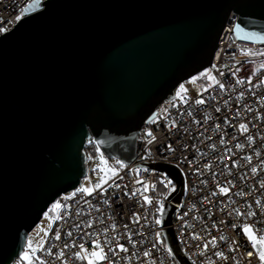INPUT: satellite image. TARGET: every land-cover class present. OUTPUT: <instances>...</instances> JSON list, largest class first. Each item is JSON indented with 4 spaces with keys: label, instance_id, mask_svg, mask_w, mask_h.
Wrapping results in <instances>:
<instances>
[{
    "label": "water",
    "instance_id": "water-1",
    "mask_svg": "<svg viewBox=\"0 0 264 264\" xmlns=\"http://www.w3.org/2000/svg\"><path fill=\"white\" fill-rule=\"evenodd\" d=\"M231 13L239 40L264 43V0H45L0 36V264H14L61 195L89 174L93 141L131 165L144 122L211 67ZM162 211L177 264H192L172 229L184 179Z\"/></svg>",
    "mask_w": 264,
    "mask_h": 264
},
{
    "label": "built area",
    "instance_id": "built-area-1",
    "mask_svg": "<svg viewBox=\"0 0 264 264\" xmlns=\"http://www.w3.org/2000/svg\"><path fill=\"white\" fill-rule=\"evenodd\" d=\"M44 2L0 0V36ZM238 18L231 13L208 68L215 81L210 79L198 88L189 80L183 82V96L175 93L144 122L136 160L131 165L119 163L116 175L107 177V183L90 195L79 191L81 184L57 198L48 210L55 224L43 245L33 256L25 248L14 264H29L23 259L25 253L31 264H88L77 259L76 253L85 254L81 244L91 252L93 240H99L108 255L100 264H177L163 240L158 211L176 186L169 174L151 167L156 164L175 166L183 176L182 199L171 227L192 264H261L242 225H254L258 235L264 236V66H260L264 43L239 40L234 31ZM96 184L90 181L92 188ZM222 187L229 189L227 195L220 192ZM137 190L136 196L130 195ZM144 196L152 203H146ZM57 203L61 207L56 208ZM57 234L60 239L55 238ZM118 245L128 251H120ZM216 252L224 253L225 259Z\"/></svg>",
    "mask_w": 264,
    "mask_h": 264
},
{
    "label": "snow or ice",
    "instance_id": "snow-or-ice-1",
    "mask_svg": "<svg viewBox=\"0 0 264 264\" xmlns=\"http://www.w3.org/2000/svg\"><path fill=\"white\" fill-rule=\"evenodd\" d=\"M262 54H264V53H262ZM203 75L205 77H207L208 79H211L214 81L216 79L215 77L210 75V72L204 73ZM237 82L242 83L243 81H237ZM217 83H219V82L217 81ZM220 86H221V88H223L222 84ZM181 87H182V92L179 95L183 96V94L186 92V89H184L183 86H181ZM196 103H203V100H197ZM172 127H175V122L173 123ZM240 128L243 129L245 132L248 130L247 126L243 125V124L240 125ZM147 135L149 137H151L152 140L155 139V137L153 136V134L151 132H148ZM251 139L252 138L249 137V140H251ZM149 143H151V140H149ZM221 143H224V141H221ZM101 162L105 163L103 160ZM100 171L104 172V169H100ZM253 171H255V169ZM105 175H107L109 178H111V176H115L116 173L113 169H109L108 172L105 173ZM105 183H107V180L105 179L104 176H101L99 182L93 188H81L79 191L90 195L92 193V191H94L95 189L102 188ZM136 183L144 185V181H141V180H137ZM261 186L264 187V182H262ZM138 191L139 190L134 191V192L130 193V195L136 196ZM147 191H148V186L145 185L144 186V192H147ZM220 192L227 195L229 192V189L222 187V188H220ZM212 194L215 195L216 193L214 192ZM143 198H144L146 203H148V204L152 203V200L149 197L144 196ZM257 203H259V202H257ZM55 207L59 208V207H61V205L59 203H57ZM158 211H160L162 213V211H163L162 205H161V208L158 209ZM237 214L241 215V213H239L238 211H237ZM249 215L254 216L255 213H249ZM136 222L137 223L139 222L138 217L136 219ZM156 223L159 224L160 220L157 219ZM89 226H91V225H89ZM125 227H127V225H125ZM242 231H243L244 235L248 238V240L251 242L252 248L255 249L257 258L259 259L261 264H264V236L258 235V229H256L254 227V225H251V224L242 225ZM68 235H71V233H68ZM55 238L60 239L59 234H57ZM193 238H196V237L194 236ZM220 239L223 240V239H225V237L222 236ZM210 243L215 244V240L210 241ZM72 246H75V245H72ZM65 247H68V245H65ZM79 247L81 249V252L85 253V254L82 255L81 253H76V258L77 259H86L88 261V264H100V262L108 260V255L104 252L103 248L100 245L99 240H93V250L91 252H88V250L84 248L83 244L79 245ZM118 247H119L120 251H122V252L128 251V249L125 248L123 245H118ZM203 247L206 251L208 244L206 243ZM29 248H31V244H29ZM109 251H112V249H109ZM58 255L60 257H62L64 255V253L61 251ZM144 255L148 256L149 253L145 252ZM215 255L222 258V259H225L224 253H222V252H216ZM250 255H251V253H250ZM23 259L29 260V264H31V257L29 256L28 253H25Z\"/></svg>",
    "mask_w": 264,
    "mask_h": 264
},
{
    "label": "rangeland",
    "instance_id": "rangeland-1",
    "mask_svg": "<svg viewBox=\"0 0 264 264\" xmlns=\"http://www.w3.org/2000/svg\"><path fill=\"white\" fill-rule=\"evenodd\" d=\"M260 66H264V64H261ZM207 72H209V70H206V71L202 72L201 74H199L198 76L190 79L189 81H190L191 85L194 88H198L199 84L203 85L202 84V83H204L203 81H205V80L209 81L210 79H208L207 77H205L203 75L204 73H207ZM205 85H207V84L204 83V86ZM181 92H182V88H181V86H179L176 89L175 93L178 96L182 97L181 95H179ZM102 160L105 163H102L101 162ZM118 165H119L118 161L109 160L102 153V151L97 147L95 153L93 154V157H92L90 163L88 164L89 174L83 180L81 188H92L90 186V181L95 180L98 183L101 176H104L105 179H107L108 176L105 175V173H107L109 169H113V170L116 169V167H118ZM100 169H104V172L100 171ZM54 224H55V220H54L53 216L48 211L43 216L39 225L30 233V235L28 237L27 245H26V251L30 252L31 256L34 255V252L36 250L41 248V246L43 245V243L45 241L47 232H49L50 230L53 229ZM29 244H31V248H29Z\"/></svg>",
    "mask_w": 264,
    "mask_h": 264
},
{
    "label": "trees",
    "instance_id": "trees-1",
    "mask_svg": "<svg viewBox=\"0 0 264 264\" xmlns=\"http://www.w3.org/2000/svg\"><path fill=\"white\" fill-rule=\"evenodd\" d=\"M203 82L205 84H208L209 83V81H207V80H205ZM204 83H202V84H204ZM96 149H97V145L94 144L93 142H89L87 144V146H86V153L88 155V163H90V161H91V159L93 157V154L95 153Z\"/></svg>",
    "mask_w": 264,
    "mask_h": 264
}]
</instances>
